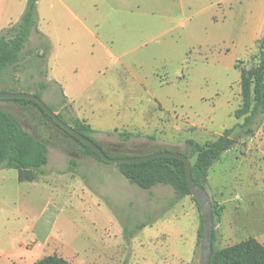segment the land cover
<instances>
[{
    "label": "rangeland",
    "instance_id": "rangeland-1",
    "mask_svg": "<svg viewBox=\"0 0 264 264\" xmlns=\"http://www.w3.org/2000/svg\"><path fill=\"white\" fill-rule=\"evenodd\" d=\"M64 1L89 29L57 0H40L37 29L49 37L51 53L40 64L29 61L43 50L32 33L30 56L2 87L38 93L68 123L80 113L96 131L116 128L93 134L111 153H141L155 143L192 162L187 138L213 140L241 121L234 115L239 73L254 64L264 0ZM25 5L0 0V25L18 22ZM47 76L66 89L65 102ZM0 106L48 145L43 177L60 176L38 184L0 169V264H33L46 255L69 264H198L200 211L191 195L177 197L168 185L140 189L115 163L79 154L76 140L37 108L11 100ZM115 131L139 135L123 141ZM206 179L210 199L224 206L215 246L249 236L264 244V119ZM140 222L147 225L137 229Z\"/></svg>",
    "mask_w": 264,
    "mask_h": 264
},
{
    "label": "trees",
    "instance_id": "trees-1",
    "mask_svg": "<svg viewBox=\"0 0 264 264\" xmlns=\"http://www.w3.org/2000/svg\"><path fill=\"white\" fill-rule=\"evenodd\" d=\"M36 3L37 0H26V5L19 21L0 31V91H17L2 86L5 85L10 71L17 68L27 56H30L31 49H27L26 45L32 33H36L42 40V44L38 45L36 49L42 48L43 50L40 53L32 54L29 61L35 63L34 65L40 64L48 53L47 39L37 29ZM251 59L254 64L240 68L239 73L241 101L235 109L234 115L241 121L230 128H225L213 140L198 142L192 138H187L185 144L190 146L191 153L195 156L192 162L190 156L186 153L178 149L161 148L155 143L146 145L145 150L141 153H111L108 148L104 147L93 137V134L97 131L84 120L72 115L71 122L68 123L58 113L57 116L79 133L92 139L111 157L145 155L161 150L182 152L190 160L192 179L207 191L206 174L208 169L224 152L232 149L240 139L252 137L262 119H264V33L257 40L256 51L251 55ZM33 94L41 98L38 93ZM61 94L62 101L65 102L66 97L62 92ZM2 100H11L26 109H31L32 106L37 108L43 120L58 126L65 137H73L56 124L39 104L33 100L27 98H1L0 101ZM48 107L54 111L49 105ZM115 132L117 137L123 141L139 135L129 131ZM107 133L112 134L111 132ZM74 139L78 144L79 154L91 156L104 162L87 144L76 138ZM148 139L154 140V137L149 136ZM48 159V145L25 129L16 115L0 106V169H16L20 174L25 173L21 180L32 179L36 172L40 174L44 172ZM73 164L74 160H71L68 170L73 168ZM115 166L129 183L136 185L140 189L149 190L156 185H168L173 189L177 197L191 195L184 163L179 158L156 157L140 162H119L115 163ZM211 202L214 229L212 234V254L209 264H264V244L255 237L249 236L220 248L215 246L217 239L216 226L221 218L224 206L213 199H211ZM173 203L174 201L170 205ZM196 204L198 205L197 201ZM145 225H147V222H140L137 225V229H141ZM201 233L202 223L200 216L197 231L198 244ZM33 264L69 263L61 256L46 255L36 259Z\"/></svg>",
    "mask_w": 264,
    "mask_h": 264
},
{
    "label": "water",
    "instance_id": "water-1",
    "mask_svg": "<svg viewBox=\"0 0 264 264\" xmlns=\"http://www.w3.org/2000/svg\"><path fill=\"white\" fill-rule=\"evenodd\" d=\"M1 98H27L33 100L39 104V106L54 120V122H56V124H58L63 130L69 132L74 138L87 144L104 162H140L156 157H176L181 159L184 163L190 194L197 201L201 216L202 233L199 240L198 264H209L212 254V234L214 229L212 202L206 189L192 179L191 163L185 154L175 150H161L145 155L111 157L107 155L92 139L79 133L69 124L65 123L41 98L35 94L24 91H0V99Z\"/></svg>",
    "mask_w": 264,
    "mask_h": 264
},
{
    "label": "crops",
    "instance_id": "crops-1",
    "mask_svg": "<svg viewBox=\"0 0 264 264\" xmlns=\"http://www.w3.org/2000/svg\"><path fill=\"white\" fill-rule=\"evenodd\" d=\"M39 1L40 0H37V3H36V8L38 9V5H39ZM58 2H60L61 4H62V6H64V8H66L73 16H74V18L82 25V26H84L85 28H87V29H89V27L85 24V22H84V20L79 16V15H77L66 3H65V1L64 0H57ZM24 9V8H23ZM23 9H20V11H19V15H18V18H19V16H20V14H22V12H23ZM0 12H3V10L1 9V6H0ZM37 12H38V10H37ZM38 14V13H37ZM10 20V21H9ZM8 21H7V24L6 25H0V31L3 29V28H5V27H7V26H10L11 24H13L12 23V19L10 18ZM39 32H41V34L42 35H44V37L47 39V40H49L50 41V39H49V37L45 34V33H43L41 30H39ZM51 50H52V43H51V41H50V49H49V51H48V53H47V55L49 56L50 55V53H51ZM40 52H42V51H40ZM39 52V53H40ZM115 58H118L116 55H115ZM47 60H48V57H47ZM121 62V61H120ZM48 77V76H47ZM48 79L49 80H52V81H54L58 86H60L61 87V89H62V93L64 94V96L65 97H68L67 95H66V89L65 88H63V86L56 80V79H53V78H51L50 76L48 77ZM66 86V85H65ZM75 116L76 117H78V118H80V119H82V120H84L86 123H88L93 129H95V130H97L94 126H92L89 122H87V119L86 118H84L80 113H75ZM116 128H103V129H98V131H110V130H115ZM97 131V132H98ZM16 170V169H15ZM17 171V170H16ZM50 178L49 179H47V178H45V176L43 177V173L42 174H40V173H37L36 172V174H35V176L32 178V179H27V180H25V182H36V183H38V184H40V183H47L48 181H50V180H53L55 177H60V176H57V175H52V176H49ZM63 258H65L64 256H62ZM66 259V258H65Z\"/></svg>",
    "mask_w": 264,
    "mask_h": 264
}]
</instances>
